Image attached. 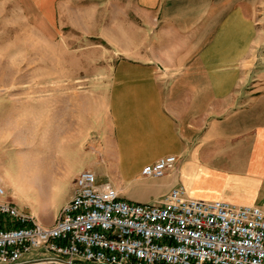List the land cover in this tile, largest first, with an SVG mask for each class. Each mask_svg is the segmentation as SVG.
<instances>
[{"label": "crops", "instance_id": "0c3cea01", "mask_svg": "<svg viewBox=\"0 0 264 264\" xmlns=\"http://www.w3.org/2000/svg\"><path fill=\"white\" fill-rule=\"evenodd\" d=\"M106 17L108 44L126 45V60L107 101L82 97L75 113L61 114L59 133L46 117V156L82 158L98 180L111 170L141 179L162 198L183 186L192 199L261 207L264 0H0V28L26 18L50 35L102 33ZM137 45H147V58ZM167 157L177 159L173 172L142 177ZM113 187L132 202L151 199Z\"/></svg>", "mask_w": 264, "mask_h": 264}, {"label": "built area", "instance_id": "2783aa9c", "mask_svg": "<svg viewBox=\"0 0 264 264\" xmlns=\"http://www.w3.org/2000/svg\"><path fill=\"white\" fill-rule=\"evenodd\" d=\"M176 162L161 159L142 177L160 180ZM32 252L38 256L30 259ZM60 263L264 264V211L192 199L183 186L157 205L132 202L89 171L75 179L52 227L0 200V264Z\"/></svg>", "mask_w": 264, "mask_h": 264}, {"label": "rangeland", "instance_id": "374dc122", "mask_svg": "<svg viewBox=\"0 0 264 264\" xmlns=\"http://www.w3.org/2000/svg\"><path fill=\"white\" fill-rule=\"evenodd\" d=\"M107 20L102 18V33L86 27L82 34L66 29L50 35L26 18L20 25L11 21L0 28V175L6 178L1 183L6 195L0 200L39 217L44 225L53 222L56 206L72 197L76 172L87 167L76 156L67 161L46 156V117L52 114V133H59L61 114L75 113L82 97L107 101L112 76L126 60V45L108 44ZM134 52L147 58L148 47L137 45ZM99 182L151 197L145 204L157 205L162 199L141 179H124L112 170L104 171ZM260 205L264 211V198ZM37 256L32 252L28 258Z\"/></svg>", "mask_w": 264, "mask_h": 264}, {"label": "bare ground", "instance_id": "6f19581e", "mask_svg": "<svg viewBox=\"0 0 264 264\" xmlns=\"http://www.w3.org/2000/svg\"><path fill=\"white\" fill-rule=\"evenodd\" d=\"M3 82H4V81H3ZM46 142H47V141L44 140V144H45ZM47 147H48V145H47ZM26 151H28V153H29L28 155H31V154H33V152H34V151L31 150V149H27ZM21 163H22V162H21ZM21 163H20V164H21Z\"/></svg>", "mask_w": 264, "mask_h": 264}]
</instances>
